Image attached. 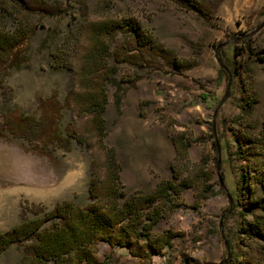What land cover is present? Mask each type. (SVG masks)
I'll list each match as a JSON object with an SVG mask.
<instances>
[{
	"label": "rangeland",
	"instance_id": "374dc122",
	"mask_svg": "<svg viewBox=\"0 0 264 264\" xmlns=\"http://www.w3.org/2000/svg\"><path fill=\"white\" fill-rule=\"evenodd\" d=\"M103 19L136 20L183 64L175 67L148 54L142 61L117 63L122 44L129 42L126 54L136 52L126 31L109 38L108 61L117 69L114 77L120 87L108 85L104 144L115 150L122 166L126 196L150 193L172 179L175 136L190 144L178 164L182 178L201 182L205 192L184 189L176 201L179 208L167 212L154 227L156 235L168 229L176 234L170 249L140 262L126 249L101 242L100 263L264 264L256 251L260 244L239 232L253 218L245 215L247 190L232 157L237 135L259 136L264 123V63L248 59L241 51L247 42L264 48V27L256 30L264 21V0H210L205 16L170 0H0V27L14 30L22 21L35 29L23 47L22 67L8 68L0 77V233L39 218L62 202L78 206L90 202L89 183L99 174L105 153L89 132L87 118L77 116L65 98L78 88L80 53L86 44L83 27ZM66 47L71 69L57 70L54 54ZM232 62L239 68L236 74L227 66L232 68ZM229 74L228 96L217 109ZM54 93L63 106L57 125L61 139L53 138L50 131L43 135L13 132L7 121L40 116L39 100ZM219 137L228 150L222 151L218 144V166L213 142ZM228 153L232 159L222 165ZM253 188L256 196L262 195L259 184ZM232 194L239 201L237 208ZM229 195L233 204L227 213ZM227 240L234 250L228 261ZM24 247L12 244L2 253L0 264H19Z\"/></svg>",
	"mask_w": 264,
	"mask_h": 264
},
{
	"label": "trees",
	"instance_id": "16d2710c",
	"mask_svg": "<svg viewBox=\"0 0 264 264\" xmlns=\"http://www.w3.org/2000/svg\"><path fill=\"white\" fill-rule=\"evenodd\" d=\"M177 6L194 11L201 16L208 13L210 0H170ZM2 17V16H1ZM126 31L132 40L136 54H126L127 43L122 44L115 56L117 63L134 59L142 61L144 54L152 59L161 57L175 67H183L171 56V52L155 41L140 23L133 19H103L87 22L83 27L86 44L80 53V66L77 72L78 88L67 94L65 103L71 105L77 116L87 118L89 132L94 135L97 145L104 151L105 157L99 174H95L89 183V200L86 206H78L71 201L57 204L43 216L25 220L11 230L0 233V259L2 253L12 244H25L24 253L19 264H104L100 263L97 247L105 242L111 247L126 249L140 262L150 261L163 251L171 248L175 233L165 230L154 234L153 229L167 212L179 208L176 202L184 189L194 187L199 194L204 193L201 182L192 177H183L178 167L181 159L186 157L189 142L180 137H173L175 147V165L172 168V179L162 181L150 193L140 192L126 196L122 189V166L113 148L104 144L106 122L104 113L109 102L108 85L115 84L117 69L109 64V38L118 31ZM35 29L20 21L14 29L0 27V77L8 68L20 69L26 61L24 45ZM71 47V46H69ZM69 47L54 54V68L71 67L66 55ZM248 59L264 63V48H254L249 42L241 50ZM234 55H237L235 52ZM227 65L230 73H238L234 63ZM228 78V72L221 70ZM1 83V81H0ZM63 106L54 93L50 97L41 98L38 104L40 116L35 114L25 117H12L8 122L14 133L19 135H43L48 131L58 136V121ZM71 136L73 130H68ZM213 142L218 162L217 144ZM220 148L228 150V144L218 138ZM236 168L240 172V181L247 190L248 207L245 215L253 221L242 224L239 232L249 239L256 240L260 247L256 250L264 257V123L260 135L255 136L240 132L237 135L236 148L232 154ZM228 153L221 160L222 165L232 159ZM180 162V163H179ZM243 163V164H241ZM246 163L247 166H244ZM94 173L96 165L92 164ZM223 179L224 176H222ZM253 184H259L262 195L256 196ZM202 186V187H201ZM229 189V188H228ZM231 191V190H230ZM232 192V191H231ZM203 195V194H202ZM234 207L239 201L232 194ZM228 218V217H227ZM52 224L45 227L47 222ZM231 254L233 246L228 242ZM254 264H258L256 261Z\"/></svg>",
	"mask_w": 264,
	"mask_h": 264
},
{
	"label": "water",
	"instance_id": "95a60500",
	"mask_svg": "<svg viewBox=\"0 0 264 264\" xmlns=\"http://www.w3.org/2000/svg\"><path fill=\"white\" fill-rule=\"evenodd\" d=\"M262 27H264V21H263V22H262V23L256 28V30H259V29L262 28ZM230 84H231V76H230V74H229V79H228V84H227V91H226V93H225L223 99L221 100V102L218 104L217 109L221 106V104L223 103V101L227 98L228 93H229V90H230ZM217 153H218V162H217V164H218V166H219V164H220V149H219L218 142H217ZM218 166H217V167H218ZM229 199H230V204H231V206H230L229 210L227 211V213L231 210V208H232V204H233V200H232V198H231L230 195H229ZM226 248H227V255H228L227 261H228L229 258H230V250H229V247H228L227 244H226Z\"/></svg>",
	"mask_w": 264,
	"mask_h": 264
},
{
	"label": "bare ground",
	"instance_id": "6f19581e",
	"mask_svg": "<svg viewBox=\"0 0 264 264\" xmlns=\"http://www.w3.org/2000/svg\"><path fill=\"white\" fill-rule=\"evenodd\" d=\"M52 192H53V191H50V193H48V194H52ZM53 194H54V193H53ZM57 194H58V193H57Z\"/></svg>",
	"mask_w": 264,
	"mask_h": 264
}]
</instances>
